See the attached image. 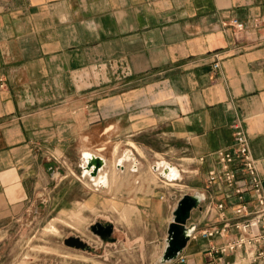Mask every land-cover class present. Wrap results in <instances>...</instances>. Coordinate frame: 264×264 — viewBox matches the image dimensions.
<instances>
[{"label": "crops", "instance_id": "1", "mask_svg": "<svg viewBox=\"0 0 264 264\" xmlns=\"http://www.w3.org/2000/svg\"><path fill=\"white\" fill-rule=\"evenodd\" d=\"M262 17L264 0H0V235L27 207L135 206L162 236L150 251L133 237L125 264H161L173 209L208 193L235 125L264 193ZM87 155L104 161L94 180ZM158 162L182 188L166 187ZM188 223L185 261L164 264H207L204 249L220 243L199 237L213 224L201 210Z\"/></svg>", "mask_w": 264, "mask_h": 264}, {"label": "rangeland", "instance_id": "2", "mask_svg": "<svg viewBox=\"0 0 264 264\" xmlns=\"http://www.w3.org/2000/svg\"><path fill=\"white\" fill-rule=\"evenodd\" d=\"M154 177L151 183L158 186ZM166 182L177 184V181ZM101 193L111 196L110 189ZM147 217L144 210L135 206L96 208L77 203L65 210L42 205L27 207L18 216L7 217L1 226L0 264H125L126 251L121 249L135 248L133 237L142 235L139 246L150 251L162 236L149 226ZM96 222L113 225L115 242L103 243L90 232L89 227ZM69 237H79L92 248L91 252L65 246L63 242ZM130 262L137 264V255Z\"/></svg>", "mask_w": 264, "mask_h": 264}, {"label": "built area", "instance_id": "3", "mask_svg": "<svg viewBox=\"0 0 264 264\" xmlns=\"http://www.w3.org/2000/svg\"><path fill=\"white\" fill-rule=\"evenodd\" d=\"M262 17L259 22H263ZM229 25L244 30L245 23L235 18ZM215 69L218 63L213 64ZM234 142L231 149L215 152L216 167L206 176L209 190L201 203L204 220L212 221L199 232L204 240H219L204 251L207 264H264V193L247 141L234 126ZM203 162V159L199 160ZM157 176L166 182V173L156 165ZM212 190L219 192L220 199L213 200ZM226 210H230L228 218ZM232 256L233 260L228 261ZM177 260L185 261L182 256Z\"/></svg>", "mask_w": 264, "mask_h": 264}, {"label": "water", "instance_id": "4", "mask_svg": "<svg viewBox=\"0 0 264 264\" xmlns=\"http://www.w3.org/2000/svg\"><path fill=\"white\" fill-rule=\"evenodd\" d=\"M104 166L102 158L91 156L87 159L85 170L91 177H96L98 170ZM165 173L167 170L165 169ZM204 196L201 193L185 194L177 202L172 211V220L168 226L165 248L160 257V263L175 261L185 249L188 241L195 232L196 225L189 224L191 212L200 210ZM92 234L97 236L103 243H113L115 238L112 237L114 227L111 223L96 222L89 227ZM64 245L85 252H91L92 248L82 241L79 237H69L64 240Z\"/></svg>", "mask_w": 264, "mask_h": 264}, {"label": "bare ground", "instance_id": "5", "mask_svg": "<svg viewBox=\"0 0 264 264\" xmlns=\"http://www.w3.org/2000/svg\"><path fill=\"white\" fill-rule=\"evenodd\" d=\"M85 157V162L87 161V159L89 158V156L87 155V156H84ZM125 160H126V158H125ZM83 164H84V162H83ZM157 166L159 167V166H165V168H166V170H167V173H166V180L168 181V182H175V181H177V180H179L180 178H181V176H180V174H179V172H178V170L175 168V167H173L172 165H170V164H168V163H164V164H160L159 162L157 163ZM160 170H161V168H160ZM84 173H87L88 174V176H89V178H91V180H94L95 178H97L98 176H96L95 178L94 177H91L90 175H89V172L87 171V170H84ZM103 181H101V179H99L98 180V182H96V184L98 185V186H105V184H106V180H105V178H103L102 179ZM171 186H175V185H177V184H173V183H171L170 184ZM77 209V208H76ZM83 210V209H82ZM75 222H78V221H75ZM74 223V222H73ZM71 225H73V224H71Z\"/></svg>", "mask_w": 264, "mask_h": 264}]
</instances>
